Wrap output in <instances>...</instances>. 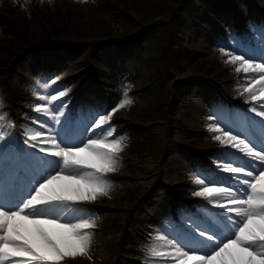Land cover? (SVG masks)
<instances>
[{
	"label": "snow or ice",
	"instance_id": "snow-or-ice-1",
	"mask_svg": "<svg viewBox=\"0 0 264 264\" xmlns=\"http://www.w3.org/2000/svg\"><path fill=\"white\" fill-rule=\"evenodd\" d=\"M249 31L260 37L257 51L240 44L238 35L230 36L233 47L219 51L224 63L246 74L241 95L259 105L248 111L264 124V25L250 26ZM37 84L45 92L50 89L48 82ZM33 91L43 102L33 111L52 124L40 122L47 131L26 129L27 147H18L7 164L3 153L10 141L0 144V264H62L86 255L92 241L89 230L96 225L83 205L108 195L111 183L106 177L117 170L124 149L111 119L115 111L132 103L127 90L115 108L96 113L74 134H65L67 104L61 98L67 92ZM4 119L0 114V121ZM208 119L216 121L207 125V131L221 150L212 160L215 170L191 174L198 186L191 195L221 211L203 208V218L187 217L172 239L157 237L163 244H153L146 256L161 264H264V129L257 141L240 130L222 127L217 117ZM85 131L95 138L85 136ZM8 136L0 132V141Z\"/></svg>",
	"mask_w": 264,
	"mask_h": 264
},
{
	"label": "rangeland",
	"instance_id": "rangeland-1",
	"mask_svg": "<svg viewBox=\"0 0 264 264\" xmlns=\"http://www.w3.org/2000/svg\"><path fill=\"white\" fill-rule=\"evenodd\" d=\"M49 1L51 8H59L64 0ZM0 2H2V0H0ZM78 3L79 9L88 7L89 5L85 0H81V2ZM25 7L27 6L25 5ZM129 16L130 18L137 17L136 14H131ZM209 19L211 25L208 28H202V33L199 38H196L197 32L195 30H190L189 27L185 26L181 27L179 32L181 38H185L183 42L190 51L201 53L202 61L194 65L184 64L182 66L184 70L172 72L171 75L189 73L205 75L221 83L232 97L242 102L244 105L242 109H246L249 104H252V107H259L256 102H246L247 94L241 95V86L246 83L244 79L246 74L243 72L237 73L234 70V65L224 63L223 59L225 58L222 57L219 49L220 47H233V45L229 43L230 36L238 35L240 44L250 48L252 51H257L260 37L256 34L257 36L253 39V43L248 33L240 32L238 20L236 19H232L225 23H214L211 17ZM256 25H264V22L261 23L258 21ZM223 40L225 41V45L223 44ZM0 41L4 42L1 34ZM151 48H154L152 42L143 51L142 58L134 62L131 66L132 68L135 66L136 70H140L141 74L145 77L142 79L136 77L133 81L134 83L130 81V78L118 81L116 87L112 90L113 100L111 106L109 109L105 108L102 112H98L99 114L110 112L120 102L124 91L127 90L128 97L131 99L132 103L115 111L111 119V124L114 125L115 128V136L123 137L122 143L124 144V149L119 153L117 170L113 173H109L106 177L111 183L108 195L99 196L94 202H91L93 206L98 207V209L94 210L100 213L83 206L88 211L90 210L89 214L94 218L96 226L89 230L92 232V241L88 253L84 256H77L75 260H85L91 264H118V260L121 259L124 261L128 260L129 263L137 260L142 264H161L160 261H152L151 258L146 256V253L139 255H135L133 251L131 253V249L128 246H124L126 245L125 238L128 235L135 238L137 233L130 232L131 229H128V233L123 237V233H121L122 227H126L127 221L130 220L132 216L135 217V221L158 224V229L154 230V232L157 231L158 234L153 237L152 241H146L147 244L145 246L147 248L151 247L153 244H163V241L157 239V237L166 236L168 239H172L178 230H181L186 225L187 221L183 209L179 212L184 215H177L175 219L172 217L171 208L173 199H200L191 195L194 188L198 187L193 184V177L191 174L206 169L199 166L198 160L192 162L184 160V158H182L186 154L184 149L196 155L205 154V152H208L212 148L216 150L213 152H219L221 150V145L217 141L211 139V134L207 131V125L216 122L215 120H209V116L217 117L222 127L230 128L234 131L240 130L243 134L247 132L245 118L242 114H238L240 110L232 109V106L225 104L219 97H216L215 94L210 95L208 93H202L198 88H194V90L189 91L183 99L174 102V107L169 109L168 118L156 120L155 122L149 121L147 123L156 131L154 135L151 134L152 137L154 136L156 138L154 146L151 145V142L147 144L150 149H153L152 151H148L146 154L144 151L142 154L138 155L132 152L131 148L128 150L125 149V145L135 141L136 137L129 134L124 125L132 124L133 122L139 123L140 121L137 115L139 113L142 114L146 109H149V111L152 109L153 114H157L160 111L158 104L153 103L150 99H146L141 94L142 90L150 83V81H147L150 69L146 65L145 60ZM111 54V52H108L107 56H109V60L107 62L105 60L103 64L108 68L110 67L109 69L111 72L122 71L121 63H119L117 67L115 65L113 67L112 64H114V60ZM81 57L83 59L84 55ZM29 67L30 66H23V68L19 70V72L23 74V77L17 74V78L12 79L16 82L17 86H20L22 83L26 86L16 97H14L12 93V88L9 87L10 80L8 82L4 79L0 81V114L5 116L4 121H0V124L3 125L0 127V132L10 133V136L6 137L5 141H0V144H9L10 141L7 150L11 151L5 152L4 150L3 153L4 162L7 163L11 162L14 157H16V150L18 147H27L23 144L27 136L18 135L19 125L17 124V116L14 112L13 100L15 98L17 99V97H21L22 100H31L28 104L30 106H35L37 103L43 102H38L36 100L33 89L42 95L56 94L60 90H65L67 95L61 98L67 104V107L64 109L65 115L68 117L65 131L66 127L69 126L70 134H74L72 130L73 118H76L74 109H78V116L81 118V102L84 106V101H81L80 104H78L77 101L81 94L83 84L91 79L92 76V74H89V77L82 76L87 70L73 64L71 67H66L62 75L58 76L59 79L56 83L52 85L51 80L57 77L50 81H45V79L41 77L32 79L28 71ZM71 78L74 80V83H72L70 87H65L66 85L63 81ZM38 81L41 83L48 82L50 84V89L45 92V90L38 86ZM237 81H239V84ZM170 86H173V81H171ZM171 89L172 87L170 90ZM97 94L99 95L100 93L97 92ZM90 99L94 101L95 96H91ZM18 103L20 104L21 102L19 101ZM59 103L60 101L54 102V104ZM92 109L93 111L95 110L94 107H92ZM85 113H88V110H86ZM251 113L252 112L249 114ZM60 118L61 120L64 119V117ZM255 118L261 121L260 117L255 116ZM37 120L47 121L49 126L52 124L47 116H43L42 118L37 117L29 121L30 124L33 125L32 128L47 131L46 128H40V122ZM86 125H88L86 121L81 118V128H79V130H82ZM249 125L251 124H247V126ZM162 126L165 131L162 129ZM260 127V125L253 127L254 132L251 131L253 135H250L252 139L257 140L255 134L258 135L259 139L262 138ZM262 127H264V125H262ZM167 129H170L173 133L170 139L168 137V132H166ZM75 130L77 131L78 129ZM84 134L90 138H95L86 131ZM109 139L112 138L110 137ZM164 148L166 149L162 152ZM29 150L31 151V149ZM232 151L235 152V150ZM164 154L168 156L166 159L164 158ZM216 155L217 153H214L208 159L206 156H202L205 160L207 159L206 163L210 165L211 170H215V165L212 163V160ZM237 155L242 154L237 153ZM190 156L194 158L192 154ZM7 171H10V169H7ZM133 189L137 190L135 191V196H133V194L131 195ZM125 196H127L128 200L123 199ZM133 197L137 199L134 200ZM166 199H168L167 202H165ZM200 201L203 202L201 199ZM85 205H89V203ZM210 206L212 208V213L221 211L220 209L213 208L212 205ZM191 212L192 210H190L189 216L194 215L193 217L196 219L202 218L201 215L196 216V214H191Z\"/></svg>",
	"mask_w": 264,
	"mask_h": 264
},
{
	"label": "trees",
	"instance_id": "trees-1",
	"mask_svg": "<svg viewBox=\"0 0 264 264\" xmlns=\"http://www.w3.org/2000/svg\"><path fill=\"white\" fill-rule=\"evenodd\" d=\"M242 0H87L88 7L78 8L81 0H64L62 8H51L46 0H34L38 14L23 9L22 1L8 0L6 16L0 18L1 33L4 42L0 41L1 74L9 79L23 66L33 69L60 72L61 68L72 64L84 65L93 69V78L100 89L110 92L122 75L111 73L103 62L109 51H112L116 62L129 64L139 60L150 43L153 47L145 60L150 72L147 81L150 83L141 94L158 104L160 111L146 109L138 114L139 123L127 125V129L136 137L130 144L132 152L140 155L152 151L147 145L154 146L156 138L149 121L168 118L169 109L174 102L197 87L194 83L176 85L170 94L172 72L184 70V64L194 65L202 61L201 53L192 52L181 39L182 26L197 32L204 28L202 23L208 20L206 12L222 19V14L234 12L239 8V16L246 26L245 5ZM259 4L262 0H255ZM20 2V3H19ZM136 14V18L129 15ZM200 29V30H199ZM154 50V51H151ZM102 54V55H101ZM84 55L82 59L81 56ZM80 60V61H79ZM29 63V64H28ZM145 76L140 70L132 71L133 78ZM92 84L87 90L88 95ZM111 99L112 95H106ZM161 101V102H160ZM162 129L164 130L163 126ZM152 131V132H151ZM165 131V130H164ZM173 135L169 129L168 136ZM147 150V151H146ZM166 157H168L166 155ZM136 192H131V195ZM131 197V196H129ZM135 197H133L134 199ZM128 200L127 196L123 198ZM132 227L136 231L141 227L133 216ZM127 233L124 232V235Z\"/></svg>",
	"mask_w": 264,
	"mask_h": 264
}]
</instances>
